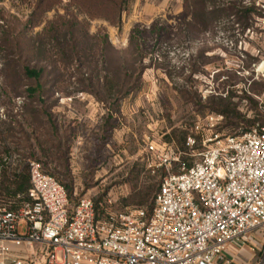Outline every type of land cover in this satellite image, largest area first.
<instances>
[{
    "label": "rangeland",
    "instance_id": "1",
    "mask_svg": "<svg viewBox=\"0 0 264 264\" xmlns=\"http://www.w3.org/2000/svg\"><path fill=\"white\" fill-rule=\"evenodd\" d=\"M250 1L257 6L258 0H244L243 3L249 4ZM31 10L32 6L21 4L19 0H0V25L8 22L12 27L20 26L26 22ZM60 12L63 10L60 9ZM183 12L184 0H133L128 10L123 13L120 26L104 20L92 21L91 33L102 29V33L108 36L109 46L103 57L107 62V71L112 76H118L120 82L125 79L126 85L116 101L102 103L94 94L80 91L78 85L66 87L69 84L65 81L47 99V102L56 104L52 113L60 124L64 128L74 124L76 131V137L71 143L69 177L61 174L62 170L56 162L49 167L60 180L70 184L72 196L91 197L96 201L102 199L103 202L110 200L112 204L122 205V209L148 208L160 179L166 173L157 167V158L147 154L148 138L158 145L166 142L179 151H188L186 142L185 149H182L183 140L179 144L178 139L182 136L187 139L189 135L195 134L197 123L205 127L203 124L208 116L221 114L202 110L199 105L207 104L209 96L219 93L216 87L227 76L233 78L231 89L236 96L232 100L239 104L242 114L251 105V102L237 97L242 91L258 103L257 96L264 92V84L254 72L256 64L264 58V29L260 27L259 16L251 17L248 21L249 28L243 27V23L237 24V17L234 16L229 18L231 21L224 19L215 28L217 30L196 37H175L171 33L169 39L160 42H156L151 34L145 35V41L131 39L134 28L138 31L149 30L156 22L159 25L167 23L175 32L176 24L184 21ZM54 15L55 11H51L47 18L51 19ZM16 17L19 21L15 20ZM189 20L190 17L187 18L188 22ZM193 24L191 21V26ZM230 25H233L235 36H230L226 29ZM40 28L41 26L36 27L29 32L22 43H27L30 36ZM240 28H245L242 34L238 33ZM25 56L17 59L21 62L19 68L26 61ZM242 60L245 61L246 68H243ZM25 63L33 66V62ZM1 67L0 61V69ZM193 70L198 71L193 73ZM17 75L19 83L15 76L9 82H12L15 92H23L27 82L20 81V73ZM188 79L192 80L193 87L190 82L187 83ZM4 86L6 84L0 70V118L12 109L11 105L3 104V101L8 104V99L2 94ZM52 90L51 88L49 94ZM183 90L192 92L183 96ZM67 91L72 92L71 96H67ZM194 91L201 97L197 105L195 101L189 102L191 98L196 100L192 95ZM12 103L15 106L12 112L15 113V109L21 108L26 100L22 96L15 97ZM111 103L114 105L111 106ZM246 116H252L251 112H247ZM217 130L226 135L239 134L225 126L224 116ZM201 149L202 146L195 147L196 152ZM182 156L186 157L184 153ZM197 158L198 156L194 159ZM171 171L178 172L179 169L175 167ZM74 188L77 195L73 194ZM150 188L153 189L147 203L138 204L141 196ZM18 228L21 234H25L28 229L26 220H20ZM255 232L261 235H253V242L244 245L245 252L238 256L235 254L242 264H255L262 257L264 233Z\"/></svg>",
    "mask_w": 264,
    "mask_h": 264
},
{
    "label": "built area",
    "instance_id": "2",
    "mask_svg": "<svg viewBox=\"0 0 264 264\" xmlns=\"http://www.w3.org/2000/svg\"><path fill=\"white\" fill-rule=\"evenodd\" d=\"M256 4L264 29V0ZM254 72L264 83V58ZM257 99L264 115V92ZM222 119L213 114L205 127L197 123L188 151L147 139V154L166 172L150 212L91 197L70 206L64 185L29 162L32 201L16 211L0 208V264H242L229 248L264 233V125L226 135L217 130ZM261 251L256 264H264Z\"/></svg>",
    "mask_w": 264,
    "mask_h": 264
},
{
    "label": "trees",
    "instance_id": "3",
    "mask_svg": "<svg viewBox=\"0 0 264 264\" xmlns=\"http://www.w3.org/2000/svg\"><path fill=\"white\" fill-rule=\"evenodd\" d=\"M132 1L19 0L21 4L26 3L32 6L26 22L20 26L17 25V27H12L4 21L0 25V61L2 63L0 70L6 84L2 94L8 99L6 102L8 104H5L4 101L3 104L11 105L12 108L5 112L3 118H0V208L16 211L32 201L29 168L31 161L40 162L48 174L53 175L64 185L70 206H75L83 198L72 196L70 184L63 182L50 171V165L56 162L62 170L61 174L66 178L69 177L71 143L76 137V131L73 127L74 124L65 128L63 124H60L52 113L56 104L47 102V99L53 95V91L57 90L58 85L65 81L69 84L66 87L78 85L80 91L94 94L102 103L118 99L126 85L125 79L120 82L118 76H112L107 71V62L103 60V57H105V50L109 46L108 36L104 32L102 33V29L91 33L90 26L94 20H104L112 25L120 26L122 15L128 10ZM238 1L237 3L224 0H184L182 14L184 21L176 24L175 32L167 23L159 25L156 22L149 30L138 31L134 28L131 31V39L145 41V35L151 34L156 42H160V40L169 39L171 33L175 37H180V35L185 38L196 37L214 30L224 19L231 21L229 18L234 16L237 17V24L243 23V27L249 28L248 21L255 15L260 16L261 12L254 2L250 1L249 4H244V0ZM60 9L63 10L62 13ZM51 11H55V15L48 19L47 14ZM188 17H190V22L187 21ZM2 20L4 19L2 18ZM15 20L19 21L17 17ZM191 21L194 22L192 26ZM40 26V30L30 36L27 43H22L29 32ZM226 29L230 36L236 35L233 32V25ZM244 29L240 28L238 33L242 34ZM235 40L237 42L238 38ZM138 50L140 51L139 47ZM24 55H26V61L33 62V66L24 61L19 68L21 62L17 59ZM244 62L242 60L243 68H246ZM196 71L198 70L192 72L196 73ZM17 73H20V81L27 82L23 92H15L12 82H9L14 76L16 82L19 81ZM75 74L78 76L75 77ZM189 82L193 87L191 79L187 80V83ZM233 84V78L227 76V79L216 87L219 93L209 96L208 103L199 105V107L202 110L223 114L225 126L231 131H238L239 134L245 133L257 125H264V115L258 110V103L245 91H242L237 97L251 102V105L245 114L240 112L239 104L232 100L236 96L234 90L231 89ZM66 87L64 91H66ZM51 88L53 90L49 94ZM191 92L183 90L182 95H190ZM223 93L226 94L223 95ZM71 94L72 92L67 91V96H71ZM192 95L196 97V100L191 98L189 102L195 101V105H197L201 97L197 91H194ZM21 96L26 100V103H23L21 108L15 109V113H13V107L15 108L12 103L13 98ZM112 105L114 103H111ZM249 111L252 116L247 117ZM181 139L183 140L181 147L185 149L186 138L185 136L180 137L179 144ZM181 161L186 162L188 166L192 165V160L187 157L181 156ZM175 167L178 169L179 164H174ZM174 168L172 169L174 170ZM159 169L164 170L161 167ZM160 182L161 179L157 191L148 205L149 212L153 207ZM152 189L150 188L141 196L138 204L147 203ZM73 194L77 195L75 188ZM97 201H102V199ZM126 202L128 203L127 199ZM111 206L117 210L124 208L122 205L117 206L116 203Z\"/></svg>",
    "mask_w": 264,
    "mask_h": 264
},
{
    "label": "crops",
    "instance_id": "4",
    "mask_svg": "<svg viewBox=\"0 0 264 264\" xmlns=\"http://www.w3.org/2000/svg\"><path fill=\"white\" fill-rule=\"evenodd\" d=\"M258 233H256V232H253V234H252V239L254 240V237H253V235H257ZM259 235V234H258ZM245 246L244 245H237V246H231L230 248H229V251H230V253H231V255H233V258H235L236 259V255L238 256V255H240V253H242V252H245ZM237 253V254H236ZM236 254V255H235ZM250 257L249 258H252V255H249ZM237 261H239L240 262V260H238V259H236ZM250 261V260H249ZM257 261H258V259L255 261V264L257 263Z\"/></svg>",
    "mask_w": 264,
    "mask_h": 264
}]
</instances>
